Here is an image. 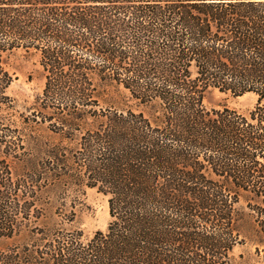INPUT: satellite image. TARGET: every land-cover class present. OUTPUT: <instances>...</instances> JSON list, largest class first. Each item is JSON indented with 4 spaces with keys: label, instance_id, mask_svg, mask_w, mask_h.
I'll return each instance as SVG.
<instances>
[{
    "label": "trees",
    "instance_id": "obj_1",
    "mask_svg": "<svg viewBox=\"0 0 264 264\" xmlns=\"http://www.w3.org/2000/svg\"><path fill=\"white\" fill-rule=\"evenodd\" d=\"M19 49L44 73L31 121L65 143L17 174L0 124V264H238L245 238L264 264V107L206 104L264 98V0H0V111ZM74 187L107 197L88 240L33 212Z\"/></svg>",
    "mask_w": 264,
    "mask_h": 264
},
{
    "label": "rangeland",
    "instance_id": "obj_2",
    "mask_svg": "<svg viewBox=\"0 0 264 264\" xmlns=\"http://www.w3.org/2000/svg\"><path fill=\"white\" fill-rule=\"evenodd\" d=\"M5 68L12 75V82L6 90L13 108L0 111V124L2 129L14 136L17 143L18 157L10 162L12 171L20 173L27 168L28 164H39L44 159L45 149L61 143L57 136L48 130L49 122L40 118L37 123L31 121V109L35 105L36 98L42 93L44 86V73L39 66V55L33 51L16 50L4 58ZM111 94L115 91L109 88ZM123 93H118L122 95ZM208 107L220 108L227 106L240 112L247 113L256 105L264 107V98L259 99L255 94H245L234 97L230 94L220 93L217 90L210 91L206 96ZM25 158L26 161L22 162ZM20 159V161H17ZM61 191V192H60ZM65 193V194H64ZM45 204H50V210H34L37 216H47L54 213L60 218H67L73 214V222L63 224L72 230L82 231L84 240L91 238L97 230L104 231L109 222L107 197L96 189L74 187L72 190H58L56 193L45 196L42 199ZM243 220L239 222L240 228L245 235H250V219L247 216L245 203H240ZM40 222L31 223V228ZM16 239H0V249L9 246ZM234 255L238 264H262L255 256L254 247L250 240L245 238L243 244L234 249ZM240 256V257H239Z\"/></svg>",
    "mask_w": 264,
    "mask_h": 264
}]
</instances>
